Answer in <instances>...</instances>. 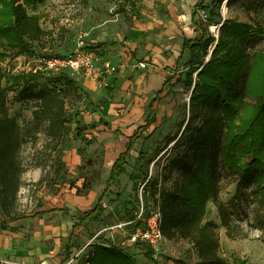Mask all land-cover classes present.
<instances>
[{
  "label": "trees",
  "instance_id": "1",
  "mask_svg": "<svg viewBox=\"0 0 264 264\" xmlns=\"http://www.w3.org/2000/svg\"><path fill=\"white\" fill-rule=\"evenodd\" d=\"M236 1H242L247 10H264V0H213L211 8L206 0H201L195 5L193 19L200 8H205L209 17L212 14L220 18L218 37L200 19V36L184 37L175 68L179 69L187 55V72L166 77L148 105L145 124L130 136L126 149L114 160L107 180L111 182L124 172L134 138L156 122L154 102L168 83L176 78V82L192 90L187 106L189 116L180 123L181 134L168 142V145L174 142L171 149L175 151L167 165L169 173L164 176L170 179V185L158 179L148 180L143 199L146 203L149 198L158 202L166 239H182L195 249L198 260L193 264H249L245 258L236 256L230 260L222 255L218 223L211 219L210 201L228 238L248 237L243 224L251 221L262 230L264 243V50H251V43L261 38L263 31L247 21L222 18L221 5ZM45 2L0 0V64L19 54L36 58L39 54L35 53L32 42L45 47L43 42L51 31L41 26L40 15L28 12V8L36 9ZM136 36L129 32L125 40ZM105 46L106 43L100 42L90 45L88 50L98 51ZM9 91H14L17 101L32 110L31 118L20 122L10 114ZM82 91L68 73L46 75L33 68L15 72L0 66V213L6 220L43 216L47 212L69 215L67 209L57 207L31 213L20 209L24 170L20 151L24 143L30 142L41 155L36 166L44 168L60 152L70 123H73L71 131L75 139L96 128V124L86 123L78 110L69 109L67 97ZM99 122L104 123L102 119ZM54 160L58 162L57 171L65 168V162L59 157ZM223 168L237 177L236 192L228 201L220 196V169ZM43 180L40 177L39 181ZM251 204L255 209L250 208ZM103 211L101 197L75 221L70 238L79 228L87 230L89 222ZM133 217L134 213L128 219ZM81 264L140 262L134 254L104 239L91 244Z\"/></svg>",
  "mask_w": 264,
  "mask_h": 264
},
{
  "label": "rangeland",
  "instance_id": "2",
  "mask_svg": "<svg viewBox=\"0 0 264 264\" xmlns=\"http://www.w3.org/2000/svg\"><path fill=\"white\" fill-rule=\"evenodd\" d=\"M147 1L159 7L156 0H46L36 9L28 8L30 14L40 15L41 26L51 31L43 42L45 47L32 42L37 54L69 57L79 48L88 49L90 45L106 43L105 47L94 51L97 55L96 72L89 77L94 80L93 94L86 88V75L70 74L83 91L67 97L69 109L71 112L78 110L84 116L85 122L95 123L97 126L94 130H87L81 138L75 139L71 131L73 123L69 124L70 130L65 136L61 150L54 154L65 162V168L56 170L58 162L54 160V156L44 168L36 166V161L41 155L30 142L24 143L20 151L24 169L21 175L23 185L19 191L20 209L27 213L54 207L67 209L69 215L61 213L67 220L64 229L66 236L61 239L63 257L84 249L79 264L84 261L91 244L102 242L104 239L131 251L129 244L132 243L126 241L122 228L103 229L125 221L138 209L143 183L158 179L166 186L170 185V179L166 180L164 176L169 173L167 165L175 151L171 149L174 142L170 145L168 142L172 137L180 136V123L189 116L187 106L192 90L186 89L174 78L155 99L156 122L141 130L134 138L132 151L126 157L124 172L117 179L107 181L114 160L126 149L129 138L137 127L145 124L148 105L156 97V92L166 77L173 76L175 72L176 75H185L188 70L186 55L179 69L175 68L174 63L172 67L166 66L164 69L150 72L145 48H138L139 46L124 39L132 28L138 25L145 27L144 17L139 16L138 10L143 12L142 7L147 6ZM206 3L209 8L214 5L213 0H206ZM220 13L223 19L237 18L261 29V38L251 43V50H264V10H247L242 6V1H236L231 5H221ZM153 17L152 15L150 21H153ZM196 17L198 18V15ZM219 21V17L211 14L202 25L208 26L211 33L218 37L219 30L214 29V26L219 25ZM200 26L194 23L191 28H186L187 37L198 36L201 32ZM177 42L178 37L163 39L158 46L166 49L165 54L169 56L168 51H171ZM141 62L146 65L141 66ZM37 63L36 58H26L25 55L19 54L9 57L0 66L3 70L20 72ZM105 63H109L111 69H107ZM117 89L123 94L116 99L118 91L114 90ZM112 93L114 96L110 99ZM111 104L114 109L110 108ZM8 105L10 114L15 115L20 122L32 117V110L17 101L14 91L8 93ZM95 115L102 118L104 124L93 120ZM220 172V196L224 201H228L236 192L237 177L225 168L220 169ZM42 176L44 180L39 181ZM173 176H176L175 171ZM101 197L104 211L96 220L89 222L87 230L78 229L70 238L73 222L95 206ZM148 201L151 202L152 198ZM208 205L212 209L211 219L218 223L222 255L230 260L237 256L247 259L249 264H264L262 230L254 226V222L245 221L243 227L248 237L230 239L220 224L215 205L211 201ZM253 205L251 204V209H255ZM252 216L253 211L250 212V218ZM6 222L5 217L0 215V229L6 228ZM33 231L30 227L17 237L21 248L18 254L21 257L34 255L31 245ZM139 245L145 251L144 255L135 253L141 255L138 258L135 256L140 264H193L198 260L195 249L182 239H167L160 260H153L148 247ZM23 262L21 259L16 260V263ZM48 264L52 263L48 261Z\"/></svg>",
  "mask_w": 264,
  "mask_h": 264
},
{
  "label": "crops",
  "instance_id": "3",
  "mask_svg": "<svg viewBox=\"0 0 264 264\" xmlns=\"http://www.w3.org/2000/svg\"><path fill=\"white\" fill-rule=\"evenodd\" d=\"M200 1L201 0H156L159 7H155L147 1V6L142 7L143 12L138 10L139 16L142 15L141 17H144L145 27H139L138 25V27H134V29L132 28V31H128L127 34L129 32H134L137 36L135 38H129L127 41L134 43L137 47L139 46L138 48H145V53H147L146 58L148 59L147 64L150 65L148 70L150 72L164 69L166 66L172 67L176 62V59L182 52L183 39L184 37H187L185 29L191 28L194 23L199 25V19L203 21L199 11L205 8L198 9L196 14V16L198 15V18L195 16L193 19L195 5ZM152 15L154 16L153 21H150ZM200 33L196 37H199ZM176 37H178V42L174 45V48H171L172 52L168 51L169 56H166V49L164 50L158 45L162 43L163 39L166 40ZM85 85L87 86L86 88L90 89L89 92L93 94V78L87 76L85 78ZM116 91H118L116 94L117 99V97H120L123 92L118 89L114 90V92ZM112 95L113 93L110 95V99L113 98L114 95ZM92 98H94V96H92ZM112 105L113 104H111L110 108L114 109ZM99 113L104 117L100 111ZM101 119L100 117L98 118L97 115L93 118V120L97 122ZM0 215L2 214L0 213ZM74 223L75 221L73 224ZM66 224L67 220L62 217L61 212H47L43 216H29L13 221L7 220L5 224L6 228L3 227L0 229V264H38L41 261H45L47 264L48 261L52 264H61L68 257H63L64 250L62 249L61 242V239L66 236V230H64ZM30 227L34 229V234L31 240L34 255L31 257H21L18 254L21 248H19V239L17 237L22 231L29 229ZM124 235L126 236V241L129 242L127 240V235ZM124 244H126V242H124ZM139 244L141 243L129 244L131 250L129 252L134 254L137 258L144 255L145 252ZM137 252H140L141 255H136L135 253ZM19 259L24 260V262L16 263V260Z\"/></svg>",
  "mask_w": 264,
  "mask_h": 264
},
{
  "label": "built area",
  "instance_id": "4",
  "mask_svg": "<svg viewBox=\"0 0 264 264\" xmlns=\"http://www.w3.org/2000/svg\"><path fill=\"white\" fill-rule=\"evenodd\" d=\"M222 5H225V2ZM199 12L203 21H207L209 19V14L206 9H201ZM219 26L220 24L215 25L214 29L218 28L219 30ZM96 57L97 55L94 51L84 48L77 49L76 53L69 57L39 54L36 57L38 63L29 69L33 68L34 71L39 69L46 75L62 72L71 75L83 73L84 75L90 77L96 72ZM140 64L141 66L146 65L145 62H141ZM105 67L107 69H111L109 63H105ZM144 186L145 183H143L140 188V203L138 209L134 212V217L126 219L114 226L106 227L103 231L114 227L122 228V231H124L127 235V240L129 242L135 244L141 243L145 245L151 252V258L153 260H160L162 259L163 245L167 240L161 228L162 213L158 202H144ZM97 235L99 234H95V236ZM83 250L73 251L61 264H79L80 259L83 258ZM39 264L47 263L45 261H41Z\"/></svg>",
  "mask_w": 264,
  "mask_h": 264
},
{
  "label": "water",
  "instance_id": "5",
  "mask_svg": "<svg viewBox=\"0 0 264 264\" xmlns=\"http://www.w3.org/2000/svg\"><path fill=\"white\" fill-rule=\"evenodd\" d=\"M221 25V24H220ZM219 28H220V26H219Z\"/></svg>",
  "mask_w": 264,
  "mask_h": 264
}]
</instances>
